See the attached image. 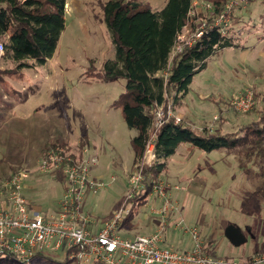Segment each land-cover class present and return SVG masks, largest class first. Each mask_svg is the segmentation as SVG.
<instances>
[{"label": "rangeland", "instance_id": "obj_1", "mask_svg": "<svg viewBox=\"0 0 264 264\" xmlns=\"http://www.w3.org/2000/svg\"><path fill=\"white\" fill-rule=\"evenodd\" d=\"M67 1L65 29L53 57L36 70H24V81L6 77L0 83V181L11 173L12 166L22 163L28 173L24 197L43 215H55L65 176L55 166L43 171L39 151L45 142L67 140L71 152L77 154L83 152L80 144L86 141L83 155L96 157L91 173L105 185L87 193L82 209L91 223H105L124 208L132 193L131 177L139 169L133 166L131 140L137 130L128 126L120 108L112 106L126 90L127 79L106 81L86 74L93 68L102 72L105 63L116 57L104 12L109 0ZM141 1L160 10L167 0ZM195 1L213 5L208 0ZM212 9L200 5L193 9L191 16L197 18V26L205 22L202 12ZM227 18L230 30H234L230 27L234 23L235 36L243 32L244 39L237 42L251 44L253 52L225 49L213 54L208 65L195 75L182 98V112L196 128L221 123L225 131H238L264 111V0L237 5ZM183 33L190 36L187 29ZM246 81L249 83L244 84ZM245 90L253 92V107L237 111L233 99ZM149 159L148 155L146 161ZM167 162L153 183L154 188L155 182H162L175 207L166 224L155 211L161 202L153 189L118 233L134 237L164 226V245L187 250L195 244L189 229L196 227L209 252L218 257L244 259L264 249V175L259 173L258 164L246 165L250 167L247 170L224 148L205 151L191 148L189 143L181 144ZM8 203L9 195L0 190V207ZM231 222L246 234L247 240L240 246L231 244L225 235V227Z\"/></svg>", "mask_w": 264, "mask_h": 264}, {"label": "trees", "instance_id": "obj_2", "mask_svg": "<svg viewBox=\"0 0 264 264\" xmlns=\"http://www.w3.org/2000/svg\"><path fill=\"white\" fill-rule=\"evenodd\" d=\"M208 1L213 3V9L201 14L207 22L203 34L173 57L172 49L184 27L194 19L191 26H197V18L191 16L193 0H167L160 10L141 0H109L104 6L105 20L116 45V57L105 63L102 72H96L93 68L86 74L106 81L121 77L127 79L126 90L112 106L120 108L128 126L137 130L131 140L133 166L136 169L142 166L143 176L142 186L126 199L124 205L129 207V211L124 214L120 229L148 200L154 179L159 178L167 168V158L183 143L205 151L224 148L238 157L241 166L247 170L250 167L246 165L258 164L261 168L259 173L264 175V111H260L257 119L246 122L238 131H225L221 123L196 128L183 121L175 123L173 118L166 120L157 130L154 126L158 107L166 108L172 102L173 108L177 109L189 92L195 75L208 65L213 54L227 47L238 46V37L229 26L226 33H223L222 26H209L225 10L229 0ZM66 8L67 0H0V40L4 45L0 83L3 84L6 77L24 81V70H36L53 57L65 29ZM153 133L156 135L153 149L155 159L145 164L144 157ZM85 142L80 144L83 152ZM51 149L63 158V165L71 162L68 158L77 160L84 157L81 151L77 154L71 152V144L67 140H58L42 145L40 160L48 156ZM10 169L11 173L5 179L26 168L20 163ZM67 186L65 177L64 191ZM0 190L8 194L7 186H1ZM27 204H30L29 200ZM255 252L261 253L264 249ZM0 264H74V261L63 253L36 251L31 257L22 259L16 253L6 252L0 253Z\"/></svg>", "mask_w": 264, "mask_h": 264}, {"label": "built area", "instance_id": "obj_3", "mask_svg": "<svg viewBox=\"0 0 264 264\" xmlns=\"http://www.w3.org/2000/svg\"><path fill=\"white\" fill-rule=\"evenodd\" d=\"M248 0H229L225 10L209 25L222 26L223 33L228 31L227 13L237 5L247 4ZM205 6L213 8L211 3L193 0V9ZM191 11V15H192ZM207 22L196 27H184L190 33L186 36L183 31L172 49L171 57L181 52L187 45H191L200 37ZM189 29H188V28ZM4 52L3 42L0 40V57ZM253 92L245 90L233 99V107L237 111L246 112L254 104ZM169 118L175 123L184 122L195 127L189 118L176 114L172 102L167 107L159 106L155 114L154 126L156 130ZM153 133L148 143L143 163H151L155 159ZM150 159L146 161L147 156ZM49 157L51 161H49ZM63 165V158L51 149L48 156L41 160V169L47 171L51 166L62 169L67 178L68 186L59 204V212L46 216L32 210L22 193L24 181L28 177L26 171H21L11 178L0 181V187L9 190V203L0 207V253L12 252L22 259L31 257L36 251L63 253L69 259L79 264L102 262L103 264H264V252L255 253L250 258L235 259L218 257L206 249L204 241L196 227L189 230L193 234L195 244L187 250H178L164 245V226L147 235L125 237L119 232V224L129 209H120L114 217L106 221L98 231L89 227L90 218L83 212V200L89 191L97 192L103 189L104 182L93 177L91 165L97 159L81 158ZM132 192L142 186V168L131 177ZM155 192L160 199V207L155 209L160 214L163 224L174 210L173 202L164 189L162 182L154 185ZM157 190V191H156ZM131 194V192H130ZM129 194V196H130Z\"/></svg>", "mask_w": 264, "mask_h": 264}, {"label": "crops", "instance_id": "obj_4", "mask_svg": "<svg viewBox=\"0 0 264 264\" xmlns=\"http://www.w3.org/2000/svg\"><path fill=\"white\" fill-rule=\"evenodd\" d=\"M67 4H68V1H67ZM235 15V14H234ZM236 16H234V18H235ZM234 20H236V19H234ZM233 23V22H232ZM234 24V23H233ZM233 24L231 25V27L234 29V30H231L232 32L233 31H236L235 30V28H234V26H233ZM255 29H252L251 31H248V33L249 34H252V32L254 31ZM246 32V31H245ZM243 32H241V33H238L237 34V37H238V39H242L243 37V34H242ZM249 36V35H248ZM249 38H251V36H249ZM244 39V38H243ZM232 48H234V50L235 49H238V50H243V51H245V52H249V53H251V52H253L252 50H253V47H252V45L251 44H248V43H241V44H239V42H238V46H235V47H227V48H224V49H221V51H223V50H225V49H232ZM221 51L219 50V51H217L215 54H220L221 53ZM214 54V55H215ZM262 54H264L263 52H262ZM211 58V57H210ZM210 58H209V60H210ZM208 60V61H209ZM249 82H250V80H249ZM249 82H244V84L245 83H249ZM243 84V83H242ZM183 103L182 104H180L179 105V107H177V109H176V111L179 113V114H181L182 116H184L185 118H188V117H186V114L184 113V112H182V110H183ZM190 119V118H189ZM191 120V119H190ZM216 125V124H215ZM195 126V125H194ZM202 126H204V125H201V126H199L198 128H202ZM210 126V125H209ZM63 178H64V176H63ZM29 205V208L30 209H32V210H35V211H37V212H40V213H42L41 211H40V209L37 207V205H34V203H31L30 202V204H28ZM43 214V213H42ZM103 224L104 223H102V222H93V223H91V228H93V230L94 231H98L99 229H100V227H102L103 226Z\"/></svg>", "mask_w": 264, "mask_h": 264}, {"label": "water", "instance_id": "obj_5", "mask_svg": "<svg viewBox=\"0 0 264 264\" xmlns=\"http://www.w3.org/2000/svg\"><path fill=\"white\" fill-rule=\"evenodd\" d=\"M225 235L234 246H240L247 240L246 234L242 228L232 222L225 227Z\"/></svg>", "mask_w": 264, "mask_h": 264}]
</instances>
